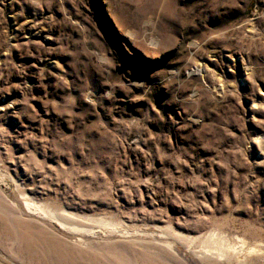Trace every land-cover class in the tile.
<instances>
[{"label":"rangeland","instance_id":"1","mask_svg":"<svg viewBox=\"0 0 264 264\" xmlns=\"http://www.w3.org/2000/svg\"><path fill=\"white\" fill-rule=\"evenodd\" d=\"M0 264H264V0H0Z\"/></svg>","mask_w":264,"mask_h":264},{"label":"bare ground","instance_id":"2","mask_svg":"<svg viewBox=\"0 0 264 264\" xmlns=\"http://www.w3.org/2000/svg\"><path fill=\"white\" fill-rule=\"evenodd\" d=\"M2 174H3V173H2ZM25 201H26V200H25ZM32 201H33V200H32ZM26 202H27V201H26ZM26 202H25V203H26ZM29 202H30V201H29ZM35 203L38 205L37 202H35ZM27 204H28V203H27ZM28 205L31 206V205H32V202H31V204H28ZM29 206H28V207H29ZM38 206H39V205H38ZM38 206H35V207L33 206V207L35 208V210H39L40 212L43 211V214H47V215L50 216L51 218L57 220L58 222H60V224H62V226H67V225H65V224H67V222L69 223V221L66 222V220H67V219H70L71 216H72V217H78V220H79V218H80V219H84V220H86L84 217H82V215H81V217H80V215H79V216H76V215H73V214H70V213H68V214L65 213V215H64V213H63V215H60V216H59V215H56L55 213L47 212L46 209H43V208L41 209V208L38 207ZM45 206H46V205H45ZM44 208H45V207H44ZM48 211H49V210H48ZM65 211H66V210H65ZM65 211H64V212H65ZM55 212H56V211H55ZM62 212H63V211H62ZM62 212H61V213H62ZM69 212H70V211H69ZM89 218H90V217H89ZM91 219H92V218H91ZM71 220H72V219H71ZM76 220H77V219H76ZM76 220H75V221H76ZM100 220H102V219H100ZM100 220H98L97 222H100V223H101L102 221H100ZM80 221H81V220H80ZM87 221H88V220H87ZM90 221L93 222V221H94V218H93V221H92V220H90ZM70 222L73 223V220L70 221ZM77 222H79V221H77ZM94 222H95V221H94ZM97 222H96V223H97ZM103 222H104V221H103ZM74 223H75V222H74ZM100 223H99V225H100ZM69 224H70V223H69ZM111 224H112V223H111ZM114 224H115V223H114ZM114 224H112L113 227L117 226L116 224H115V225H114ZM73 225H74V224H73ZM73 225H72V226H73ZM75 225H76V224H75ZM103 225H106V224H103ZM107 225H108V224H107ZM109 226H110V225H109ZM118 226H119V225H118ZM68 228H70V227H68ZM68 228H67V229H68ZM74 228H75V227L73 226V230H74ZM110 228H111V227H110ZM71 229H72V228H71ZM76 229H77V227H76ZM215 235H216V234H215ZM211 237L213 238V236H211ZM215 239H216V238H215ZM211 240H212V239H211ZM211 240H210V242H211ZM219 240H220V239H219ZM220 241H221V240H220ZM222 241H223V240H222ZM218 242H219V241H218ZM213 243H214V244L216 243V245L214 246V244H213V246H214L215 248H217L218 251H222V246H223L222 244H218L217 241H214V240H213ZM222 243H223V242H222ZM221 245H222V246H221ZM228 246H229V245H228ZM228 246H227V247H228ZM242 246H243V245H242ZM228 248H229V247H228ZM226 249H227V248H226ZM248 249H249V248H248ZM252 249H253V248H252ZM239 250H240V249H239ZM245 250H246V249H245ZM255 250H256V249H255ZM229 251H230V250H229ZM235 251H236V250H235ZM241 251H242V248H241ZM251 251H252V250H251ZM238 252H239V251H238ZM221 253H222V252H221ZM225 253H226V252L224 251V255H225ZM213 255H215V254H213ZM213 255H212V256H213ZM227 255H228V254H227ZM219 256H220V255H219ZM219 256H218V257H219ZM230 256H231V255H230ZM221 257H222V256H221ZM226 258H229V257H226ZM235 258H236V257H235Z\"/></svg>","mask_w":264,"mask_h":264}]
</instances>
